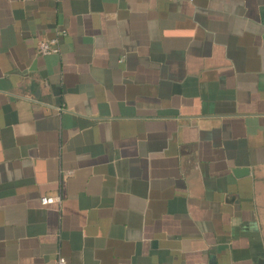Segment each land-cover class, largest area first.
Returning a JSON list of instances; mask_svg holds the SVG:
<instances>
[{
	"label": "crops",
	"instance_id": "crops-1",
	"mask_svg": "<svg viewBox=\"0 0 264 264\" xmlns=\"http://www.w3.org/2000/svg\"><path fill=\"white\" fill-rule=\"evenodd\" d=\"M61 259L264 264V0H0V264Z\"/></svg>",
	"mask_w": 264,
	"mask_h": 264
},
{
	"label": "built area",
	"instance_id": "built-area-1",
	"mask_svg": "<svg viewBox=\"0 0 264 264\" xmlns=\"http://www.w3.org/2000/svg\"><path fill=\"white\" fill-rule=\"evenodd\" d=\"M64 32H59L57 37L49 40H41L38 44V55L41 57L58 54L59 53V37L63 36ZM59 197H43L40 199L41 206H48L59 202ZM60 264L64 263V260L59 261Z\"/></svg>",
	"mask_w": 264,
	"mask_h": 264
}]
</instances>
